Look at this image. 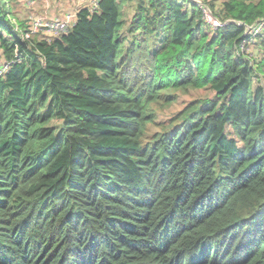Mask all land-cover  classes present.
<instances>
[{"label":"trees","instance_id":"trees-1","mask_svg":"<svg viewBox=\"0 0 264 264\" xmlns=\"http://www.w3.org/2000/svg\"><path fill=\"white\" fill-rule=\"evenodd\" d=\"M16 3L0 0L3 57L21 58L0 75V264H264V47L239 49L264 0H222L215 28L193 0H98L50 40ZM201 86L147 134L155 105Z\"/></svg>","mask_w":264,"mask_h":264},{"label":"rangeland","instance_id":"rangeland-1","mask_svg":"<svg viewBox=\"0 0 264 264\" xmlns=\"http://www.w3.org/2000/svg\"><path fill=\"white\" fill-rule=\"evenodd\" d=\"M198 5L201 14V7H206L209 12L214 16L216 14V8L221 4L222 0H193ZM93 3V0H17L16 5H14V12L16 16L21 18L22 21H29V24H36L37 22H43L47 19L57 18L62 19L67 16L69 12L74 13L78 8L83 7L85 4L90 5ZM133 3H125L123 6L124 10V19L129 20L133 12ZM203 19L206 21L202 14ZM33 21V22H32ZM17 26V25H16ZM214 28L213 26H210ZM38 35L44 38L47 36L46 32L37 29ZM42 32V33H41ZM44 33V34H43ZM46 39V38H45ZM261 38H257L254 41L249 42L245 48L242 50L244 55L255 57L259 59L262 56L263 47L260 45ZM6 60L3 57L2 50L0 48V65L5 63ZM261 82L264 84V78H261ZM260 81L258 83H261ZM175 98L170 101V103L161 101L159 105L153 107L155 112V117L153 121L147 123L146 132L149 134L155 130L161 129L162 123H167L169 116L185 106L191 100L201 99L207 96H212L213 91L209 87H191L187 90H174Z\"/></svg>","mask_w":264,"mask_h":264},{"label":"built area","instance_id":"built-area-1","mask_svg":"<svg viewBox=\"0 0 264 264\" xmlns=\"http://www.w3.org/2000/svg\"><path fill=\"white\" fill-rule=\"evenodd\" d=\"M98 0H93V3L91 6L89 5L90 9H93L96 7ZM202 14L204 18L206 19L207 23L210 26H213L214 28L222 24V22L214 15L209 12V10L206 7H201ZM76 12L72 13L69 12L65 18L58 19L59 17L47 19L43 22H37L36 24L29 26V29L25 32V36L28 38L31 36L32 33H37L38 28L39 30H43L46 32L47 36H44L47 40H50L54 36H59L62 34H66L70 31V28L72 26V22L74 20ZM33 22V21H32ZM41 30V31H42ZM245 33L247 34L246 38L243 39L239 44V49L242 51L245 46L251 42L256 40L257 38H264V18L260 20H256L252 24H249L246 26ZM44 34V33H43ZM21 58L19 54H16L10 61H6L2 65H0V75H2L6 68L9 66L10 63L14 61H20Z\"/></svg>","mask_w":264,"mask_h":264}]
</instances>
